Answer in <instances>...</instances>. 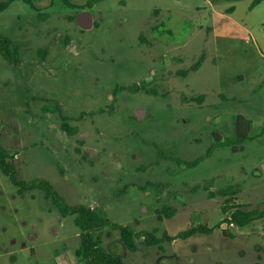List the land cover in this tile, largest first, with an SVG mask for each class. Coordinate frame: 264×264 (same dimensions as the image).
Wrapping results in <instances>:
<instances>
[{"label": "rangeland", "instance_id": "obj_1", "mask_svg": "<svg viewBox=\"0 0 264 264\" xmlns=\"http://www.w3.org/2000/svg\"><path fill=\"white\" fill-rule=\"evenodd\" d=\"M31 1L0 13L19 49L14 65L0 55V147L19 178L133 231L135 253L112 227L93 234L126 264H208L206 235L139 234L188 229L165 208L195 225L223 205L264 209V0ZM74 220L0 170V264H86ZM234 244L213 263L238 264Z\"/></svg>", "mask_w": 264, "mask_h": 264}, {"label": "trees", "instance_id": "obj_2", "mask_svg": "<svg viewBox=\"0 0 264 264\" xmlns=\"http://www.w3.org/2000/svg\"><path fill=\"white\" fill-rule=\"evenodd\" d=\"M16 0L0 1V13L6 11L8 7L14 3ZM25 3L29 4L34 8V4L31 0H23ZM66 5L71 7L68 0H63ZM105 0H93L92 4L100 3ZM263 0H256L253 5L260 4ZM90 4V5H92ZM0 55L4 60L10 64L14 65L18 62L19 49L13 45V42L8 37L0 34ZM245 119L238 117L236 121V134L239 135L240 140H245L246 133H239L240 127L244 124ZM242 123V124H241ZM63 130L68 131V126L63 125ZM209 154V153H208ZM8 153L0 147V170L7 176L12 184L19 189V193L41 190L45 192L46 197L51 199L55 208L59 210L63 217L73 216L75 218V226L80 230L81 246L79 251H77L76 256L78 258H83L86 264H126L121 257L109 254L102 250L99 246V241L95 239L94 233L102 230L106 227H112L120 234V239L128 251L135 253L139 250L136 243L137 235L131 231L128 227L113 225L105 217L101 215L100 212L95 209L87 208L83 205L69 206L66 204L65 200L60 197V195L52 188V186L47 182H33L27 184L19 178L16 168L8 161ZM203 161L202 158L197 159L192 163H187L188 167L194 168L198 166ZM181 163V161H179ZM227 192L223 191L220 194L226 195ZM224 213H231L230 219L225 220V222L235 225L237 227H244L251 224L253 221L264 217V211L258 210H248L246 205H226L223 207ZM164 217L167 219L175 216L176 212L172 209L165 208L163 210ZM214 229H209L207 227L198 226L187 231L179 233L175 237H169L164 234L162 239L155 237V233L142 232L140 237L144 239L143 243L148 246L160 245L163 240L174 241V240H186L195 236L197 234H211Z\"/></svg>", "mask_w": 264, "mask_h": 264}, {"label": "crops", "instance_id": "obj_3", "mask_svg": "<svg viewBox=\"0 0 264 264\" xmlns=\"http://www.w3.org/2000/svg\"><path fill=\"white\" fill-rule=\"evenodd\" d=\"M264 83V82H263ZM258 126V125H257ZM264 168V166L262 167ZM231 205H246L248 206V210H256L252 209V206L249 204H230ZM226 205H223L221 208H218L216 210L209 209L207 210L206 215L199 221L197 224V221H186L182 218H178V216H173L172 218L168 219V221H175L185 223L186 227L188 229L184 230H190L192 228H196L198 226L207 227L209 229H214V231L211 234H197L195 236H192L191 238H188L186 242H191L195 238H199L198 235H206L208 238H210L208 241L205 239H201V248H203L202 256L208 257V259H204L203 262H206L208 264H229L228 261H226V258H223L220 260V257H218L216 263H213L214 260L212 257H210V254H225L227 253L226 250H223V241L225 239L233 241L235 243L233 250L228 251V253H235L234 259L235 262L238 264H264V217L253 221L251 224L244 226V227H237L235 225L229 224L225 222V220L230 219L231 213H224L223 207ZM260 211V210H258ZM261 211H264L261 210ZM220 218L218 222L215 224H209V220L215 221L214 218L217 217V215H220ZM180 219V220H177ZM192 224H194L192 226ZM219 228V229H218ZM230 231V232H229ZM183 232L182 230L178 229L176 235L170 232L168 234L169 237H175L179 233ZM228 232V233H227ZM166 234V233H165ZM179 240V239H178ZM203 241H206V243H202ZM177 241V240H174ZM173 241V242H174ZM249 254V255H248ZM179 256V255H178Z\"/></svg>", "mask_w": 264, "mask_h": 264}, {"label": "water", "instance_id": "obj_4", "mask_svg": "<svg viewBox=\"0 0 264 264\" xmlns=\"http://www.w3.org/2000/svg\"><path fill=\"white\" fill-rule=\"evenodd\" d=\"M86 28H89L90 26H85Z\"/></svg>", "mask_w": 264, "mask_h": 264}]
</instances>
